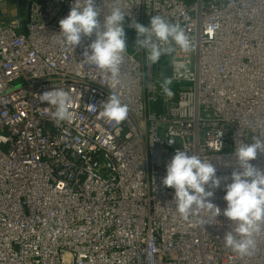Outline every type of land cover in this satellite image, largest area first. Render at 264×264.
<instances>
[{
  "label": "built area",
  "instance_id": "1",
  "mask_svg": "<svg viewBox=\"0 0 264 264\" xmlns=\"http://www.w3.org/2000/svg\"><path fill=\"white\" fill-rule=\"evenodd\" d=\"M73 3L0 21V264H264V227L251 255L223 243L235 228L222 214L230 179L210 198L221 214L189 221L162 183L177 150L230 177L236 145L264 135V0H96L129 14L127 38L132 19L161 15L190 40L157 63L126 42L115 85L82 56L95 34L75 50L58 43ZM54 88L70 93L71 121L39 100ZM113 93L128 107L119 124L99 115ZM252 163L264 168V154Z\"/></svg>",
  "mask_w": 264,
  "mask_h": 264
},
{
  "label": "clouds",
  "instance_id": "2",
  "mask_svg": "<svg viewBox=\"0 0 264 264\" xmlns=\"http://www.w3.org/2000/svg\"><path fill=\"white\" fill-rule=\"evenodd\" d=\"M103 15V22L99 17ZM126 13L118 3L113 4L107 13L104 7L97 6L96 0H74L69 14L59 21V41L61 46L75 50L84 37L95 39L83 52L86 63L105 73L113 85L119 84L120 66L127 49L125 33ZM127 27L136 32L137 49L147 50V60L157 63L161 56L175 51L173 44L185 52L189 50L190 40L178 23H172L161 15L152 16L148 26L132 19ZM171 84L168 79L164 82ZM168 96L171 89L164 88ZM41 102H47L54 108L52 118L55 122L71 121L74 117L72 97L62 88L45 91L39 96ZM100 117L117 124L128 116V107L116 94H110L102 103ZM223 135L219 133L218 138ZM252 143L241 141L233 153L236 168L230 177L217 175L216 166L199 155L177 150L166 165V175L162 180L165 187L174 189L175 211L185 220L199 216L204 211L214 210L215 218L221 209L211 202L215 190L224 183L223 199L227 206L223 216L235 225L234 229L223 236L225 247L231 248L241 256L253 254L256 241L254 235L264 227V168L252 163L258 154H264V135L257 134ZM220 148L222 144L219 139ZM171 144V142H169ZM220 148L218 151H220ZM201 225L208 222L201 218Z\"/></svg>",
  "mask_w": 264,
  "mask_h": 264
},
{
  "label": "crops",
  "instance_id": "3",
  "mask_svg": "<svg viewBox=\"0 0 264 264\" xmlns=\"http://www.w3.org/2000/svg\"><path fill=\"white\" fill-rule=\"evenodd\" d=\"M47 1L48 0H12L0 5V13L4 14L5 20H20L23 24H26L32 4L36 2L44 5Z\"/></svg>",
  "mask_w": 264,
  "mask_h": 264
},
{
  "label": "rangeland",
  "instance_id": "4",
  "mask_svg": "<svg viewBox=\"0 0 264 264\" xmlns=\"http://www.w3.org/2000/svg\"><path fill=\"white\" fill-rule=\"evenodd\" d=\"M25 10H27V9H25ZM2 20H5L4 19V14L3 13H0V21H2ZM127 41L129 42L128 44L129 45H131V46H133V47H135L136 46V43H135V39H134V36H129L128 38H127ZM166 68H168V67H165V69ZM164 70V68L163 69H161V71H163Z\"/></svg>",
  "mask_w": 264,
  "mask_h": 264
},
{
  "label": "trees",
  "instance_id": "5",
  "mask_svg": "<svg viewBox=\"0 0 264 264\" xmlns=\"http://www.w3.org/2000/svg\"><path fill=\"white\" fill-rule=\"evenodd\" d=\"M126 42L128 43V41L126 40Z\"/></svg>",
  "mask_w": 264,
  "mask_h": 264
}]
</instances>
